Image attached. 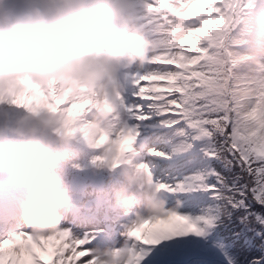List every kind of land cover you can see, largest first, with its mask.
<instances>
[{
    "label": "clouds",
    "instance_id": "1",
    "mask_svg": "<svg viewBox=\"0 0 264 264\" xmlns=\"http://www.w3.org/2000/svg\"><path fill=\"white\" fill-rule=\"evenodd\" d=\"M201 0H0V174L22 190L19 218L38 240L60 231L73 198L62 160L74 140L96 154L114 206L134 219L173 211L171 194L140 166V147L116 126L121 77L153 62L161 49L193 43L188 21ZM152 16L151 30L142 23ZM203 23V22H202ZM151 32V34H150ZM182 52L177 63H186ZM79 167V165H74ZM95 246L91 264H139L137 237Z\"/></svg>",
    "mask_w": 264,
    "mask_h": 264
},
{
    "label": "snow or ice",
    "instance_id": "2",
    "mask_svg": "<svg viewBox=\"0 0 264 264\" xmlns=\"http://www.w3.org/2000/svg\"><path fill=\"white\" fill-rule=\"evenodd\" d=\"M245 7L201 0L187 22L199 30L192 44L168 45L121 77L116 126L134 138L138 163L173 206L124 225L137 237L139 264H264V65L238 71L250 58L227 40ZM152 20L142 21L149 31ZM92 239L64 229L38 240L21 229L0 238V264H91Z\"/></svg>",
    "mask_w": 264,
    "mask_h": 264
},
{
    "label": "rangeland",
    "instance_id": "3",
    "mask_svg": "<svg viewBox=\"0 0 264 264\" xmlns=\"http://www.w3.org/2000/svg\"><path fill=\"white\" fill-rule=\"evenodd\" d=\"M244 4L247 5V7L244 8V10L242 11V14L240 15L241 18H246L244 20V24L240 25V29H238L236 26L239 22V20L236 21L235 23V26L234 27H230L229 31H228V35H227V40L229 41L230 43V48L231 50L237 55V56H248L250 55V53H248V51L246 50H240V51H237L236 50V46L238 44H247V43H253V41L256 40V37L258 35L257 33V25L256 24H252V18H251V15L248 14V15H245L244 12H248V8L250 6V2H253V0H243ZM243 29V31H242ZM244 33V34H241V35H238L237 36V33ZM231 41H238V43H235V44H232ZM241 41H244V42H241ZM254 44V43H253ZM257 45V44H255ZM253 46V45H252ZM253 52V51H251ZM254 57V56H253ZM250 59L248 60H245V61H242L239 65H238V68L237 70L238 71H241L243 72L245 68V66H250V68H253L255 67L256 65V58H251V56L249 57ZM242 67V69H241ZM247 71V70H246ZM92 153H95V151L89 149L87 146L85 148H81L80 152L78 153V157H75L73 158L71 161V166L70 168L72 169V171L74 172L75 170H79L81 169L82 167H84V165L86 164V162L89 161L90 159V155ZM74 165H79V167H74ZM84 171L85 169H82L81 172L83 173L84 175ZM75 174L72 173V178L73 180H76L74 179L75 177ZM121 212V210L119 211ZM123 239V237L121 238Z\"/></svg>",
    "mask_w": 264,
    "mask_h": 264
},
{
    "label": "bare ground",
    "instance_id": "4",
    "mask_svg": "<svg viewBox=\"0 0 264 264\" xmlns=\"http://www.w3.org/2000/svg\"><path fill=\"white\" fill-rule=\"evenodd\" d=\"M238 35H241V33H237V36ZM248 69H251L250 66H245V68L243 70L246 71ZM100 244L103 245V246H108L109 245V243H104V242H101Z\"/></svg>",
    "mask_w": 264,
    "mask_h": 264
},
{
    "label": "trees",
    "instance_id": "5",
    "mask_svg": "<svg viewBox=\"0 0 264 264\" xmlns=\"http://www.w3.org/2000/svg\"><path fill=\"white\" fill-rule=\"evenodd\" d=\"M261 1H264V0H260V2ZM257 8L255 9V13H257V14H259V11L258 10H263V8L262 7H258V6H256ZM261 15H263V13H261ZM242 243V242H241ZM245 254H247L246 253V251H245ZM251 258V257H250Z\"/></svg>",
    "mask_w": 264,
    "mask_h": 264
}]
</instances>
